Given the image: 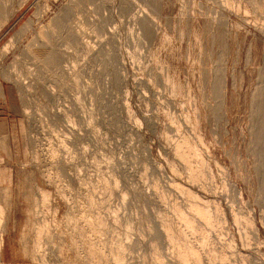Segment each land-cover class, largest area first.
<instances>
[{
	"label": "rangeland",
	"instance_id": "obj_1",
	"mask_svg": "<svg viewBox=\"0 0 264 264\" xmlns=\"http://www.w3.org/2000/svg\"><path fill=\"white\" fill-rule=\"evenodd\" d=\"M263 107L264 0H0V264H264Z\"/></svg>",
	"mask_w": 264,
	"mask_h": 264
},
{
	"label": "bare ground",
	"instance_id": "obj_2",
	"mask_svg": "<svg viewBox=\"0 0 264 264\" xmlns=\"http://www.w3.org/2000/svg\"><path fill=\"white\" fill-rule=\"evenodd\" d=\"M76 1V0H75ZM81 1L82 0H79V2L81 3ZM67 9V8H66ZM69 10V9H68ZM68 10H65L64 12H66V13H64L63 12V14H61V15H63V16H65L66 17V14H67V12H68ZM69 13V12H68ZM61 15H57V16H55L52 20H53V27L55 28H52V27H50V28H52V29H54L53 31H50L49 33L47 32H44V31H40L39 33H38V35H36L35 36V39H33L34 40V44H30V42H29V44L31 45V46H35V47H37V48H44V46H45V48H46V43H44L43 41H45V39H43V41H42V36L44 35V37L45 38H47L49 35L51 36V35H54V33H57L56 31H59V32H61L60 30H61V28H64V26H66L65 24H63L62 22H64V19H63V17H61ZM64 17V18H65ZM55 19V20H54ZM29 20V19H28ZM28 23V22H27ZM51 24H52V21H51ZM24 26V25H23ZM49 26V25H48ZM56 26V27H55ZM25 27V26H24ZM24 27H22V28H24ZM21 28V29H22ZM47 28H49V27H47ZM58 30H57V29ZM50 30V29H49ZM65 30H67V29H65ZM72 30V29H71ZM70 30V31H71ZM64 31V30H63ZM44 32V33H43ZM58 32V33H59ZM65 32V31H64ZM69 33H71V34H69L68 36L70 37V36H73V34H72V32H69ZM61 34H63V33H61ZM67 34V33H66ZM65 34V35H66ZM67 36V35H66ZM43 37V38H44ZM74 37L75 36H73V38H71V40H75L74 39ZM48 39V38H47ZM68 39V38H67ZM70 40V41H71ZM47 41V40H46ZM49 41V40H48ZM50 43V42H49ZM36 44V45H35ZM76 44V43H75ZM80 44V43H79ZM29 45V46H30ZM56 45V44H55ZM49 46V45H48ZM52 47V46H51ZM32 48V47H31ZM34 48V47H33ZM25 50V49H24ZM42 50V49H41ZM42 52V51H41ZM45 54H43V56H41L43 59V61L42 62H44L43 64H45V63H48V64H50V63H52V64H54V63H57L58 62V53L59 52H57L56 50H54L53 48H50L49 49V51L47 50L46 52H44ZM33 56H35V52L33 51ZM40 55V54H39ZM37 56V55H36ZM40 57V58H41ZM38 58H39V56H38ZM41 61V60H40ZM39 64V63H38ZM41 64V63H40ZM52 64H50V65H52ZM55 65V64H54ZM214 80V79H213ZM216 80V79H215ZM216 83V82H215ZM218 87V86H217ZM213 88V87H212ZM216 88V87H215ZM218 90V89H217ZM217 92V91H216ZM214 94V93H213ZM261 95V94H260ZM260 95H258L259 97H260ZM215 106V105H214ZM262 106V105H261ZM259 108V107H258ZM264 108V107H263ZM262 109V108H261ZM261 109L260 110H258V113L261 115L262 113H261ZM218 110V109H217ZM214 111V110H213ZM216 111V110H215ZM257 111V110H256ZM255 111V112H256ZM262 111H263V109H262ZM258 114V115H259ZM255 117V116H254ZM260 116H258L257 118H259ZM256 118V117H255ZM260 119V118H259ZM264 119V118H263ZM260 120H262V119H260ZM257 122V121H256ZM258 123V122H257ZM258 125H256V133L257 134H255V135H257V137H255L256 138V140H257V138L261 141V139H263L262 137H264V121H263V124H262V122L260 123V125L257 127ZM254 127V126H253ZM253 131V132H254ZM252 132V131H251ZM252 140H253V138H252ZM260 144V142H258V140L256 141V144ZM253 145V144H252ZM262 146V145H261ZM260 147V146H259ZM254 149V148H253ZM264 149V148H263ZM257 150V149H256ZM258 151V150H257ZM260 153V152H259ZM262 153V152H261ZM261 153H260V155H261ZM263 155V154H262ZM261 157V156H260ZM264 157V156H263ZM263 163V162H262ZM260 171H262V170H260ZM261 177V176H260ZM264 185V184H263ZM262 185V186H263ZM261 188V187H260ZM260 190V189H259ZM261 191V190H260ZM260 195V194H259ZM260 197V196H259ZM264 204V203H263Z\"/></svg>",
	"mask_w": 264,
	"mask_h": 264
}]
</instances>
